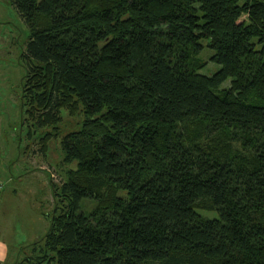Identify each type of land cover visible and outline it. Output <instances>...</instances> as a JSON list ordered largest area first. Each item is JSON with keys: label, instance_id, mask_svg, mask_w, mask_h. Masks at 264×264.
I'll return each instance as SVG.
<instances>
[{"label": "trees", "instance_id": "1", "mask_svg": "<svg viewBox=\"0 0 264 264\" xmlns=\"http://www.w3.org/2000/svg\"><path fill=\"white\" fill-rule=\"evenodd\" d=\"M9 2L30 140L80 126L48 233L9 264H264V0Z\"/></svg>", "mask_w": 264, "mask_h": 264}, {"label": "rangeland", "instance_id": "2", "mask_svg": "<svg viewBox=\"0 0 264 264\" xmlns=\"http://www.w3.org/2000/svg\"><path fill=\"white\" fill-rule=\"evenodd\" d=\"M29 38L30 31L19 13L9 0H0V179L5 182V195L0 203V223L3 227L0 234L16 249L40 241L48 233L55 205L50 183L60 184L67 180L65 170L58 166L62 153L61 139L70 132L80 130V126L76 125L79 120L63 111L61 138L49 143L46 155L41 151L40 139L42 134L51 130H34V137L30 140V130L26 122L23 124L26 116H23L21 108L25 76L22 54L26 51ZM202 45L204 50L199 58L207 66L200 74L213 76L220 66L210 60L214 52L207 48L208 43L203 42ZM229 87L230 81L222 89ZM94 208V202H82V212L89 213ZM199 213L208 219L219 217L217 212ZM20 254L13 249L5 264L14 262Z\"/></svg>", "mask_w": 264, "mask_h": 264}, {"label": "crops", "instance_id": "3", "mask_svg": "<svg viewBox=\"0 0 264 264\" xmlns=\"http://www.w3.org/2000/svg\"><path fill=\"white\" fill-rule=\"evenodd\" d=\"M4 195H5V187H4V190L2 191V193L0 194V203L2 202V200L4 198ZM2 229H3V227H2V225L0 223V233H2L1 232ZM6 232L8 234H10L9 231H8V229L6 230ZM13 249L15 251H17V250L19 251L20 250V247H18V249H16L15 247L11 246L10 243H9V241L6 240V238H2V236L0 234V263L5 262L6 259H8L9 256H11V251Z\"/></svg>", "mask_w": 264, "mask_h": 264}, {"label": "built area", "instance_id": "4", "mask_svg": "<svg viewBox=\"0 0 264 264\" xmlns=\"http://www.w3.org/2000/svg\"><path fill=\"white\" fill-rule=\"evenodd\" d=\"M52 178H55V175H52ZM5 187V182L3 180L0 179V193L2 192V190Z\"/></svg>", "mask_w": 264, "mask_h": 264}]
</instances>
